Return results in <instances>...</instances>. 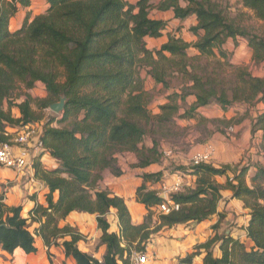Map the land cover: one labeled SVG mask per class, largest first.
<instances>
[{"label":"trees","instance_id":"16d2710c","mask_svg":"<svg viewBox=\"0 0 264 264\" xmlns=\"http://www.w3.org/2000/svg\"><path fill=\"white\" fill-rule=\"evenodd\" d=\"M240 1L264 25V0ZM46 3L43 14L33 18L27 14L21 28L11 33L9 20L17 12L16 5L27 7L29 0H0V102L9 96L17 82L26 89L41 83L47 93L43 106L49 109L65 97L61 120L66 122L71 117L74 120L67 128L42 125L39 146L57 164L50 171L40 163L33 164L35 178L48 190L46 206L35 205L28 212L29 219H25L21 206L6 207L0 203L1 250L12 254L20 249L27 255L34 254L35 235L46 247H61L65 257L75 264H129L130 245L136 241L140 245L150 233L143 224L132 225L122 198L99 189L102 173L109 171L115 177L120 176L118 157L126 153L136 155L139 168L155 164L158 143L152 139L151 147L143 145L146 134L171 123L179 110L178 103L194 95V103L182 118L213 101L222 108L234 102L261 104L262 111L253 121L251 132L261 135L257 149L263 162L254 165L250 187L245 182L249 165L234 170L208 164L189 167L196 179L195 186L171 195L179 210L160 214L154 231L209 220L216 214L222 192L229 191L233 199L249 210L246 239L250 246L230 236L215 235L197 246L202 253L194 252L179 264H191L199 254H203L202 264H264V205L260 204L264 202V77L240 71L228 99L223 90L216 91L214 80H203L188 71L186 53L192 48L200 56L209 57L218 49L225 57L222 45L241 37L247 41L253 63L262 65L264 70V34H253L236 25L223 14L216 0H161L157 6L150 0H138L134 5L123 0H46ZM153 9L172 11L177 20L194 16L197 24L192 30L197 41L189 45L169 35L158 50H148L145 39L160 38L166 28V22L150 17ZM142 70L164 89L168 87L167 78L178 75L187 79L191 82L189 92L185 87L181 94L172 93L168 103L159 107L160 113L151 116L147 110L150 96L140 77ZM18 111V119L0 111V144L7 140L5 126L21 128L39 123L29 100L18 105ZM159 177L160 173L143 174V183L135 192L136 202L149 212L162 199L155 191H148L145 184L156 183ZM216 177H225V185L217 184ZM110 211L115 212L117 234L108 232L105 217ZM74 212L95 216L101 233L99 245L105 247L102 262L78 249L77 244L84 237L76 228L59 226L60 221ZM29 223L37 224L34 235L29 231ZM216 243L219 258H214L211 251Z\"/></svg>","mask_w":264,"mask_h":264},{"label":"rangeland","instance_id":"374dc122","mask_svg":"<svg viewBox=\"0 0 264 264\" xmlns=\"http://www.w3.org/2000/svg\"><path fill=\"white\" fill-rule=\"evenodd\" d=\"M160 1L161 0H150L151 4L154 6H157ZM216 1L219 4L223 14L229 19L233 20L236 25L248 28L253 34H264V25L254 18L252 12L243 8L240 0ZM154 10L155 9L152 11ZM196 24L197 23L194 16L185 20H179V24L175 28L169 27V33L174 37L177 36L176 38H180L184 43L192 45L198 39L196 33H194L192 30ZM156 47H160V42L156 45ZM221 50L224 52L225 57L219 54L218 49L214 50V56L209 57L200 56L199 53L197 51L195 52L192 48L188 49L186 52L188 58V71L195 73L203 80L207 78L214 80L216 91L219 93L223 90L228 99H231L232 90L237 85V76L240 71H244L254 77H264L263 66L253 63L252 52L248 48L247 41L244 38L238 37L235 40H227L222 45ZM140 74H142L141 79H143L144 90L150 96V103L148 104L147 110L151 116H156L160 113L159 107L168 103L169 95L174 92L181 94L182 88L185 87L189 92V87H191V82L189 80L183 79L176 75L174 78H167L168 87L167 89H164L161 85H156L153 81L149 82L146 79L145 70H142V73ZM46 99L47 93L41 83L32 87L31 89H26L22 83L17 82L9 96L0 102V111L3 113H8L12 119H18V117H20L18 105L23 103L25 100H29L31 109L39 118V123H37V127L35 128L39 129L42 127V125L45 126L47 124L50 125L51 128L57 129L69 127L70 123L74 120V117L69 118V120L66 122L62 121L60 114L55 115L43 106V102L46 101ZM194 101V95L187 96L184 102L178 103L179 110L173 117L171 123H167L160 128H156L153 134L147 133L145 136L143 145H150L152 139L158 143V161L152 166L149 172L152 174L160 173V177L156 183L148 182L145 184L146 188L152 187L153 190L151 191H155L156 193L159 192L161 184L171 182L174 179L173 176L176 175H184L187 180L192 178L193 176H191L189 169V167H191L190 160L195 153H201L205 151L207 145L211 146L214 152L216 151L215 155L213 153L214 156L208 165L212 166L213 162L218 163L219 158L225 159V157H227L230 159L229 161L234 159V162L230 164H214V168L217 169L228 166L234 170L237 167H243L245 165H249V168H254L256 163L263 162V159L260 156L261 154L257 149L259 144L257 141H260L261 135L258 132H255L254 134L251 132L253 121L262 111L260 110L257 103L234 102L231 105L222 108L216 101H213L208 106L197 109L191 116L182 118L183 116H186L185 113L189 111V108L194 103ZM13 127L14 128H11V126H5L4 132H14V130L17 128H15V126ZM35 145L36 141L33 142V155H37L38 153ZM164 151H171L172 155L169 158H164ZM121 159L119 158V162L123 163ZM45 160L48 161L49 158L47 157V159H43L44 163H42V168L48 171L53 170L54 168H51L50 165H47ZM228 176L232 177L231 173H229ZM250 179L251 176L247 173L245 182L249 187L251 186ZM35 180L37 179L35 178ZM22 181L23 182H20V180H18L19 183H24V180ZM215 181L217 184L224 186L226 178L216 177ZM10 183H16L13 179V176L4 177V172L2 169H0V203L3 205H5L3 203L5 188L12 186ZM25 183L31 182H29V179L26 178ZM194 186L195 182L193 187ZM31 189L32 191L30 192V195H27V191L25 194L26 197L24 198L23 196L22 198V202L23 200L26 202L31 199L34 200L40 193V191H38V189H36L32 183ZM54 197L56 196L53 195V200L55 201L57 197ZM125 203L128 208V203ZM260 204L264 205V202L260 201ZM21 207V216L26 217L25 219H29V215H22L24 208L23 206ZM246 211L249 212L248 209H246ZM111 213L115 214L114 211H110V213L105 217L109 224L108 232L117 234V219L114 215L115 220H113L110 217ZM160 214L161 213L158 211L157 207L152 208L150 212L144 208V215L141 220V224L147 227L146 231H148L150 234L148 239L144 240L142 243H140V245H138L137 241L130 245L128 248V253H130V255L136 252H141L137 249L141 250L143 248V250H145L148 248L157 233L163 229H160L158 232L154 231V229L159 225ZM113 221L117 225L116 229ZM232 225L233 224H231L230 227ZM29 226V231L34 235L37 224L29 223ZM37 238L38 237L34 235L35 241ZM213 238L214 236L206 240L205 243ZM204 239L205 238L202 236V241ZM83 241L85 243L88 242L85 237ZM197 246L198 245L194 247L195 252H199V250L196 249Z\"/></svg>","mask_w":264,"mask_h":264},{"label":"crops","instance_id":"0c3cea01","mask_svg":"<svg viewBox=\"0 0 264 264\" xmlns=\"http://www.w3.org/2000/svg\"><path fill=\"white\" fill-rule=\"evenodd\" d=\"M123 1L134 5L138 0ZM16 7L17 12L9 20V31L11 33L21 28L27 14H30L31 18L43 14L47 9V3L46 0H29V5L27 7H22L19 4H17ZM150 17L152 19L166 22V28L160 38L145 39L146 48L150 51H153L158 50L161 45L167 42L168 36L170 35L169 27L175 28L179 24V20L174 18L172 11L161 12L154 10L150 12ZM158 41L160 42L159 48L156 47V45L159 43ZM141 75L142 74H140V77ZM146 79L149 82L153 81L147 75ZM38 84L39 83L35 84V86ZM258 106L260 110H262V105L258 104ZM145 146L151 147V143L150 145L146 144ZM215 154L216 151L214 152V155ZM119 158H122L121 160L123 163L119 162ZM44 159H47V156L44 157ZM229 160L230 159L227 157H225V159L219 158L218 163L213 162L212 166L215 167L214 164H230L234 162V159H231V161ZM45 163L50 165L51 168L55 169L57 167V164H55V162H53V160L50 158L48 161L45 160ZM137 164L138 160L135 154L126 153L119 156L118 167L121 171V175L115 177L109 171H105L102 173V179L98 184L100 190L107 191L114 196L120 197L128 203V210L130 212L132 221L131 223L134 226L141 225V220L144 215V207L136 202L135 192L136 189L143 183L141 178L142 175L152 174L149 171L154 165L152 164L146 168H139ZM3 172L4 177L13 176V179L16 182L10 183L12 186L5 188L3 203L6 206H23L24 209L22 215L24 214V216H27L28 212L31 211L35 205H46L45 195L48 190L45 186L38 190L40 193L34 199L36 202L33 199L27 202L23 200L22 202L23 196L24 198L26 197V192L28 191L27 195H30V192L32 191L31 183H25V179L24 183H19L18 180H20V182L23 181L21 179H16L15 175L11 171L3 170ZM254 172L255 168H250L248 174L252 177ZM194 182L195 177L189 178L187 180V184L191 188L193 187ZM147 189L150 191L153 190L152 187H147ZM54 195L57 197L56 194ZM248 214L249 212L246 211L241 201L233 199L231 192L223 191L221 194V200L217 205L216 214L213 215L209 220L199 224L189 223L186 225H178L172 228H163L160 230L155 238L151 241L149 247L144 251L149 256V264H179L181 259H184L186 256L195 252L194 247L196 245L205 243L206 240L212 238L215 235L219 237L230 236L234 239L244 241L246 246H250V242L246 239V228L249 219ZM114 215L115 214L113 213L110 214V217L113 220H115ZM59 223L61 227L70 225L71 227L76 228L78 233L88 240L86 243L84 241L79 242L77 244L78 249L92 258H95L99 262H102L103 255L105 253V247L100 245L98 246L101 233L97 229L95 216L74 212ZM113 223L116 229L117 222L115 223L113 221ZM231 224L233 225L230 227ZM116 230L118 231V228ZM202 236L205 238L203 241ZM35 242L37 251L36 253L29 255L25 254L20 249L15 250L12 254H8L2 251L0 248V264H75L73 259L65 257L61 247H46L40 238H37ZM212 254L214 258L220 257L221 253L219 250V243L213 245ZM202 258L203 254H199L192 260L191 264H202Z\"/></svg>","mask_w":264,"mask_h":264},{"label":"built area","instance_id":"2783aa9c","mask_svg":"<svg viewBox=\"0 0 264 264\" xmlns=\"http://www.w3.org/2000/svg\"><path fill=\"white\" fill-rule=\"evenodd\" d=\"M49 110V109H48ZM35 125H27L25 127L17 128L13 131H5L4 136L7 138L6 142L0 144V169L11 171L16 179H29L36 189L40 190L43 184L34 178V163L42 165L44 157L47 156L39 146V136L42 127ZM13 132V133H12ZM36 141L37 155H33V142ZM44 153V154H43ZM214 150L211 146H207L205 151L195 153L190 160L191 167L209 164L212 160ZM172 155L171 151H164L163 157L169 158ZM48 157V156H47ZM28 176V177H26ZM173 180L169 183H162L157 192L162 199V203L157 206L161 214L167 215L171 212L178 211L179 206L172 202L171 195L183 192L187 186V179L185 176H173ZM129 264H149V256L146 252H136L130 255Z\"/></svg>","mask_w":264,"mask_h":264},{"label":"water","instance_id":"95a60500","mask_svg":"<svg viewBox=\"0 0 264 264\" xmlns=\"http://www.w3.org/2000/svg\"><path fill=\"white\" fill-rule=\"evenodd\" d=\"M66 98L61 97L57 103H54L49 106V111L54 113L55 115H59L63 112L65 108Z\"/></svg>","mask_w":264,"mask_h":264}]
</instances>
